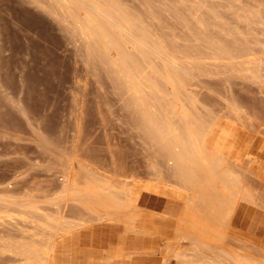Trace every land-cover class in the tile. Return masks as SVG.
I'll list each match as a JSON object with an SVG mask.
<instances>
[{
	"label": "rangeland",
	"instance_id": "1",
	"mask_svg": "<svg viewBox=\"0 0 264 264\" xmlns=\"http://www.w3.org/2000/svg\"><path fill=\"white\" fill-rule=\"evenodd\" d=\"M62 2L0 0V264H23L15 245L31 239L41 242L39 233L47 232L45 214L57 218L51 223L54 227L60 222L70 225L56 238L50 264H143V258L135 254L151 255L163 264L160 248L167 240L162 235L173 233L186 194L173 188L177 181L168 176L170 161L161 152L163 142L150 136L142 112H160L175 126L178 119L170 103L177 110L188 105L191 109L187 110L214 120L207 145L229 151L239 160L236 167L250 185L242 189L225 241L233 246L243 240L264 246V229L250 230L251 220L264 221V0H120L140 13L166 44L188 51L175 53L177 66L192 77L188 75L187 92L181 91L177 101L169 84L162 81L159 89L140 83L133 93L123 73L109 62V55L86 48L78 31L84 24L82 15L73 16L71 6ZM216 42L235 49L233 56L226 55ZM241 48L246 52L239 56ZM156 67L161 69L158 59ZM189 94L192 101L186 104L182 99ZM233 104H238L240 113ZM229 130L234 136L231 148L230 142H224ZM248 151L258 162L245 158ZM69 169L78 183L89 177L113 187H128L138 224L143 216L147 223L153 216L172 221L159 225L165 228L159 229L162 234L147 235L144 248L122 256V243L136 233L125 235L122 225L92 215L90 220L82 206L74 204V208L70 199L58 198L56 190ZM207 224L214 226L211 219ZM116 248L120 255L111 259L110 251ZM185 253L204 258L208 252Z\"/></svg>",
	"mask_w": 264,
	"mask_h": 264
},
{
	"label": "bare ground",
	"instance_id": "2",
	"mask_svg": "<svg viewBox=\"0 0 264 264\" xmlns=\"http://www.w3.org/2000/svg\"><path fill=\"white\" fill-rule=\"evenodd\" d=\"M61 1H63L62 3H64V5L67 6L69 4L71 6L72 11L70 13H72L73 16L78 15V17H80V15H82L81 18L84 24H81V28H77L78 31L81 29V33L86 40V48L90 50V53L93 49H97L106 57L109 55V62L112 66L117 67L119 71L123 73V77L129 83L127 84L132 89L133 93L137 92V86L140 83L141 85L143 83H148L150 86H154L159 89L158 86L160 81L165 84H169L168 86L171 88L170 92L175 97V100L179 97L178 95L181 91H186L185 80L188 79L190 75L187 73L188 71L186 72L183 68L177 66L175 53H186L188 51L179 49L173 45V43L170 44V42L169 44H166L165 41L161 39L162 37H160L159 34H155L154 29L150 28L151 26L143 21L144 19H142L140 13L137 14V12H132L129 8L125 7L120 0ZM80 11L82 14L79 13ZM158 12L159 11H157L156 14H158ZM214 44L220 43L216 42ZM215 48L217 49L218 46L216 45ZM219 49H222L226 55L230 56H233L232 53L235 50L227 45H221ZM97 50L93 52L96 53ZM200 52H202V50ZM245 52L246 50L242 49L239 52V56ZM89 54L87 55L89 56ZM91 55L92 54H90V56ZM105 58L102 60L105 61ZM157 59L161 65V69L156 67ZM190 78L192 77L190 76ZM187 81L189 82V79ZM189 86L192 85L189 84ZM163 88L166 87L163 86ZM164 90L162 91L164 92ZM165 92L168 94L169 91L167 92V90H165ZM137 97H139V95H136V99ZM163 97H166V94ZM185 97L186 99H184ZM185 97H182V101L185 100L186 104L192 101L190 94L185 95ZM156 99L161 98L156 97ZM168 102H170V100H168ZM172 104L170 103L171 110L172 112H175V115L177 116L176 119H178L176 123L177 125L175 126L171 122L173 120L165 118L162 113L159 114V109L157 111L158 113L150 114L147 113L146 110L145 112H142V118L143 120L145 119L143 123L146 122V125L151 128L149 130L152 135H148L158 136V138H160L163 142L164 151L161 150V152H164L163 156L170 161V166L167 171L168 176L177 181L176 184L173 180L175 183V187L173 188L179 189L186 194L184 207L178 216L177 223L174 225L173 233L171 235H167L166 233L162 235V237L167 240L165 243H162L160 248L161 254L165 257V262L163 264H264L263 244L254 246L250 242L243 240L235 242V246H233L225 241L228 238L224 235L231 222L233 210L240 201L243 187L249 185L247 184L248 181L245 180L244 174L239 172L240 168L236 167L239 160L228 155L222 149L213 148L207 145L208 135L210 134L214 120H209L205 116L195 114L196 112L194 113L193 110H189L191 108L188 105L186 106V108L189 107L188 110L183 106H180L177 110L175 109L176 106H173ZM182 105L185 104L182 102ZM237 105L233 104L234 108L238 111L239 106ZM190 106H192V104ZM149 108L150 107H148V110ZM150 111H154V109ZM163 112L165 113L164 110ZM168 116L172 117L171 115ZM225 117L229 118L227 114ZM245 158H247L249 162L254 160L258 162L257 157L252 155L249 151L247 152ZM71 170L72 169L65 171V174L63 175L64 179L62 184H60L59 188L56 190V194L59 199H66V201L67 199H70L71 202H74L73 205L77 204L78 206H82L85 210V215L88 216L89 214L90 220V215H92L96 220L106 221L110 224L122 225V233L125 235L127 233H140L149 236L156 233L162 234L159 229L163 230L165 228L164 226L162 227L159 225H164L166 221H172V218L169 217L164 216V219H162V217L153 216L150 217L152 220L147 223L143 216L141 223L138 224L136 208L129 201L130 194L128 187L124 185L118 188L113 187L104 184L106 182L100 183V179L98 178L94 179L89 177L83 179L84 182L81 181L83 183L80 184L81 182L78 183V180L76 179L77 176L75 178ZM164 182L168 184L166 180H164ZM126 184L127 183H125V185ZM252 195H254L252 197L257 198L255 193H252ZM249 202H252L251 199ZM257 202L255 204H257ZM74 208H76V206ZM9 209L10 208H8V210ZM4 211L6 212L5 216L10 217L9 211ZM82 214L83 213H81V215ZM45 217L47 220L44 226L39 222L43 228L46 229L45 231H47L46 234L41 233L42 235L38 232L40 235L38 239L39 241L41 240V242L36 243V241L31 239L30 241L21 242L18 246L15 245V247L19 249L16 253L22 256L23 264L24 262L25 264H48L51 262L52 257L49 253L54 247L55 242H57L56 238H59L62 232H65L70 226L60 222L56 227H54L51 223L54 221L56 222L57 218L53 216L50 218L46 216V214ZM209 219L213 221L214 226L211 227L207 224ZM30 221H32V218ZM154 228L158 231L151 230ZM35 236L38 237V235ZM122 246V256L138 252L135 249H125V242L122 243ZM198 249L207 250V256L204 258H194L188 256V253H185L186 250L196 251ZM139 251L146 252L145 250ZM12 252H15V250ZM119 255L120 254L117 250L110 251L111 259L116 258Z\"/></svg>",
	"mask_w": 264,
	"mask_h": 264
},
{
	"label": "crops",
	"instance_id": "3",
	"mask_svg": "<svg viewBox=\"0 0 264 264\" xmlns=\"http://www.w3.org/2000/svg\"><path fill=\"white\" fill-rule=\"evenodd\" d=\"M230 142V148L234 145V136L233 134H231V130L227 131L225 136H224V142ZM237 150H239L237 148ZM225 153L229 154V151H224ZM234 155V154H232ZM151 194H156L154 190H151V192H149ZM152 213H158V212H153ZM264 229V221L262 218L258 219V220H251L250 223V230L254 231V232H259L260 230ZM248 241V240H247ZM251 242V241H248ZM253 243V242H251ZM148 244V237L147 235H138V233L126 237V241H125V247H129L130 249H141L144 248L145 245ZM140 247V248H139ZM106 249H104L103 251L105 252ZM117 250V248H116ZM138 258H143V264H158V262H156L155 259H153V257L151 255H144V254H135ZM141 261V262H142Z\"/></svg>",
	"mask_w": 264,
	"mask_h": 264
}]
</instances>
